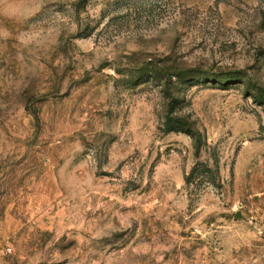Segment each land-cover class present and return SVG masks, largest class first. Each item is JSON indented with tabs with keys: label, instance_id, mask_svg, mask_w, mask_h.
I'll return each instance as SVG.
<instances>
[{
	"label": "rangeland",
	"instance_id": "1",
	"mask_svg": "<svg viewBox=\"0 0 264 264\" xmlns=\"http://www.w3.org/2000/svg\"><path fill=\"white\" fill-rule=\"evenodd\" d=\"M0 264H264V0H0Z\"/></svg>",
	"mask_w": 264,
	"mask_h": 264
}]
</instances>
